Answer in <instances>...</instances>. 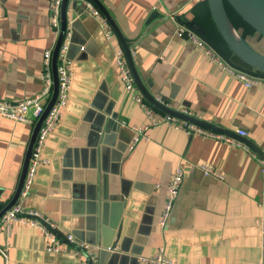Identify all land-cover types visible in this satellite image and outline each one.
<instances>
[{"label":"crops","instance_id":"0c3cea01","mask_svg":"<svg viewBox=\"0 0 264 264\" xmlns=\"http://www.w3.org/2000/svg\"><path fill=\"white\" fill-rule=\"evenodd\" d=\"M98 1L131 43L135 69L149 93L175 111L243 131L264 152V88H245L177 36L194 20L210 23L206 0ZM86 3L91 2L66 5L68 102L45 141L47 163L38 168L23 205L51 220L61 235L95 247L97 264H146L139 258L159 249L174 264H264L259 231L264 175L258 161L223 140L150 126L143 106H152L137 87L125 90L113 65L118 40H106L102 23L85 13ZM48 18L46 0H0V100L40 93L43 53L56 42ZM246 42L264 48L254 35ZM111 116L116 119L106 128ZM35 124L0 117L1 209L19 184ZM144 125L148 129L129 149L134 129ZM201 166L220 177L204 175ZM176 169L183 179L161 227ZM45 245L38 229L12 224L8 236L0 230L6 254V260L0 254V264H83L71 254H48Z\"/></svg>","mask_w":264,"mask_h":264},{"label":"built area","instance_id":"2783aa9c","mask_svg":"<svg viewBox=\"0 0 264 264\" xmlns=\"http://www.w3.org/2000/svg\"><path fill=\"white\" fill-rule=\"evenodd\" d=\"M46 1L48 3L49 25L54 37L57 39L60 29L59 18L61 0ZM84 8V11L89 16L91 15L95 19L99 20L105 27L106 40L110 41L113 37H115L113 32L106 28V22H104L99 11L91 3H86ZM177 36L185 38L197 50L201 51L205 57L220 66L228 75L240 81L245 88H264V76L249 75L246 72L227 66V64H224V61L213 51L210 46L207 45V43L199 36V34H197L191 28H181L177 32ZM69 37L70 34L65 33L57 54V95L55 101L48 110L37 130L21 189L15 203L12 205L10 210L1 215L0 230H3L8 236L12 224H20L23 226L36 228L46 239V253L53 255L71 254L73 256L81 257L83 264H97V249L95 247L85 242L76 240L71 234L61 235L57 226L51 220L42 215L39 211L29 209L23 205L24 199L31 191L38 168L47 163V160L42 156L45 141L57 124L61 112L64 110L68 102L69 88L71 84L70 68L67 60ZM52 50L53 49H48L43 53L41 67L42 88L40 93L32 98L22 99L19 101L0 100V117L15 123L26 124L29 126H33L39 119V116L42 114L44 107L46 106V102L48 101L53 87L51 72ZM131 55H133L132 51ZM113 65L125 90L133 91L136 86L127 66L124 52L121 48L115 50L113 53ZM133 98L137 102L141 103V99L138 95H134ZM143 111L147 116L150 126L154 127L158 125H164L188 135L197 134L220 141L223 140L232 145L241 147L244 151L248 152L254 159L258 161L261 166V172L264 175V160L259 159L247 146L240 143L239 141L215 132H211L200 126L167 114L164 116H157L149 107L143 106ZM29 115H31V118H29ZM146 129H148V125L134 129L135 135L132 138L129 149H132L133 145L139 141L142 133L146 131ZM235 133L241 137L245 136V133L241 130H237ZM200 168L203 171V174L206 176L214 175L215 177H220V175L216 174L208 166H201ZM182 179V170L176 169L166 189L164 209L160 220L161 227H163L168 220L173 203L178 195ZM259 207L262 211L259 223L260 249L264 251V189L261 194ZM112 250L114 251L115 248ZM0 254L6 260L5 249L0 247ZM139 260L146 264H174L167 257H165L163 249H159L152 257H140Z\"/></svg>","mask_w":264,"mask_h":264},{"label":"water","instance_id":"95a60500","mask_svg":"<svg viewBox=\"0 0 264 264\" xmlns=\"http://www.w3.org/2000/svg\"><path fill=\"white\" fill-rule=\"evenodd\" d=\"M89 1L101 13L104 20L107 22L110 29L112 30L114 36L118 40L120 47L122 48L124 52L125 60L129 68V71L131 73L134 84L137 87L140 94L143 96V98L151 106L161 110L167 115L176 117L178 119H181L189 123H192L194 125L200 126L211 132H215V133L230 137L236 141H239L240 143L249 147L257 157L264 159V152L261 151L255 145H253V143L249 141L247 138L241 137L237 135L236 133L226 130L218 125L199 120L195 117L183 114L179 111H175L165 106L164 100L162 98L161 99L156 98L153 94L149 93L148 88L142 83L135 69V65L133 63L131 49H130L132 46L131 43L126 41L125 37L123 36V34L119 30L115 22L113 21V19L111 18L107 10L103 7V5L98 0H89ZM226 1L246 23H248L261 37L264 38V0H226ZM67 2L68 0H61L60 18H59L60 29H59V34L56 39L55 45L52 50V57H51V72H52V81H53L52 92L49 96V101L47 103L46 109L44 110L43 114L39 117V119L37 120L33 128L29 146H28V149L25 155V160L23 162L19 184L16 188V191L10 203L5 208L0 210V217L2 214L10 210V208L15 203L18 197V194H19V191L21 189L22 182L24 179L26 167H27V164L30 158L32 148H33V143H34L37 130L39 126L41 125L48 110L50 109L53 102L55 101V98L57 95V74H56L57 54H58L59 47L63 41L64 35L66 33V27H67L66 26L67 24L66 5H67ZM206 2H207L211 22L216 32L219 34V36L221 37L223 42L226 44V46L229 48L231 53L237 58H239L243 63L248 65L252 70L264 75V56L256 52L253 48H251L247 44V42L234 29V27L232 26V24L230 23L226 15L224 5H223V0H206ZM76 4L77 2H75V5ZM82 12H83V9H82ZM186 25L189 28H191L193 31H195L197 34H199L200 36H203L204 34L203 30L199 26L194 25V23H187ZM115 119L116 117L111 116V119H109L106 123L107 125L106 128L110 127L112 123H114L113 120Z\"/></svg>","mask_w":264,"mask_h":264},{"label":"trees","instance_id":"16d2710c","mask_svg":"<svg viewBox=\"0 0 264 264\" xmlns=\"http://www.w3.org/2000/svg\"><path fill=\"white\" fill-rule=\"evenodd\" d=\"M224 9L226 12V15L234 27V29L237 31V33L246 41L247 37L249 36H256V43H263L264 39L256 33V31L248 24L246 23L235 11L234 9L229 5V3L226 0H223ZM210 19V18H209ZM194 25L199 26L203 30V36L202 38L204 41H206L211 48L231 67L241 70L246 73L258 75V76H264L259 72H256L252 70L248 65L243 63L239 58L234 56L229 48L226 46V44L223 42L219 34L216 32L211 20L210 23L207 20L205 23H200L196 20L193 22ZM248 44V43H247ZM253 48H255L257 51L258 49L253 45V43H250ZM260 47V46H259ZM260 52V51H258ZM263 56L264 54L260 52ZM153 109H157L152 106ZM151 108V109H152ZM1 210V207H0Z\"/></svg>","mask_w":264,"mask_h":264},{"label":"rangeland","instance_id":"374dc122","mask_svg":"<svg viewBox=\"0 0 264 264\" xmlns=\"http://www.w3.org/2000/svg\"><path fill=\"white\" fill-rule=\"evenodd\" d=\"M85 13H86V12H85ZM86 14H87V13H86ZM87 15H88V14H87ZM262 44L264 45V42H263ZM258 47H259V46H258ZM258 49L264 54V48H258ZM46 106H47V105H46ZM46 106L44 107V110L46 109ZM44 110H43V112H44ZM43 112H42V114H43ZM42 114H41V115H42ZM41 115H40V116H41ZM40 116H39V117H40Z\"/></svg>","mask_w":264,"mask_h":264}]
</instances>
